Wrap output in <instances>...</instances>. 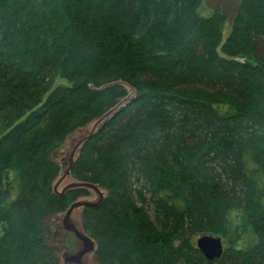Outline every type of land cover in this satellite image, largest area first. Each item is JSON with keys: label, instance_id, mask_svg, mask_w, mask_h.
Returning a JSON list of instances; mask_svg holds the SVG:
<instances>
[{"label": "trees", "instance_id": "trees-1", "mask_svg": "<svg viewBox=\"0 0 264 264\" xmlns=\"http://www.w3.org/2000/svg\"><path fill=\"white\" fill-rule=\"evenodd\" d=\"M202 5L0 0V264H61L52 219L89 191L53 189L58 151L129 96L119 81L134 95L71 168L107 190L81 212L95 264H264V0L241 1L231 59ZM233 210L253 239L209 260L194 239L226 238Z\"/></svg>", "mask_w": 264, "mask_h": 264}, {"label": "rangeland", "instance_id": "rangeland-1", "mask_svg": "<svg viewBox=\"0 0 264 264\" xmlns=\"http://www.w3.org/2000/svg\"><path fill=\"white\" fill-rule=\"evenodd\" d=\"M201 12L204 15L212 16L213 14L212 10L207 8L205 5H202ZM212 26L214 37L216 40L220 41L223 33V24L215 22ZM248 60L254 62L250 58ZM92 127L93 124L83 129H76L70 133L65 140L64 146L58 151L57 160L60 163L61 169L58 176L53 181V188L58 192H61L73 183L78 182V180L72 176L69 165L72 159L77 156L83 138L88 134ZM86 189L89 191V193L85 196L79 197L76 200L80 203L79 205H75L73 207L69 206L64 212L58 213L57 218L52 219L57 231L54 232L52 237L53 241L51 243L56 246L57 253L62 264H71L73 262V258L89 244L84 242L76 235L74 231L69 229L70 227H73L74 229L81 232L83 236H87L83 231L81 223V212L84 205L83 202L89 200H98L101 195H104L105 193V190L96 184L89 185L86 187ZM229 219V234L226 238L221 237L224 247L230 244L236 246L243 245L253 239L252 230L241 212L237 210L231 211L229 214ZM196 238L194 240H197ZM80 261L82 264H95L94 251L91 250L85 253L81 257Z\"/></svg>", "mask_w": 264, "mask_h": 264}, {"label": "water", "instance_id": "water-1", "mask_svg": "<svg viewBox=\"0 0 264 264\" xmlns=\"http://www.w3.org/2000/svg\"><path fill=\"white\" fill-rule=\"evenodd\" d=\"M206 4L208 6H210L213 9H216L218 7L221 8V12L227 17L228 19V26L224 31V36H223V43L225 42L226 38L228 37V35L230 34L231 31V27L233 22L235 21V18L240 10V6H241V0H206ZM222 56L226 57L224 54H221ZM89 137H91V135L89 134L87 137L83 138L82 143L87 140ZM80 145V146H81ZM77 157V156H76ZM76 157L74 159H72L69 167L72 168ZM89 185H95L93 183L90 182H85V181H78L73 183L72 185L68 186L67 188H65V190L59 192V193H64V191H66L67 189L73 188V187H81V188H86ZM105 196L101 195V197L98 199V201H84L83 202V207L86 205H97ZM80 203L77 201H74L70 207H73L75 205H79ZM69 229H71L72 231H74L76 233V235L82 239L84 242L89 243L88 246H85V248L78 253L74 258H73V262L72 263H78V264H82L80 259L81 257L87 253L88 251H95L96 249V243L95 241L89 236L87 235V233L84 231V233L87 236H83L81 234V232H79L78 230L74 229L73 227H70ZM197 244L199 245V247L201 248V250L204 252V254L210 258V259H214V258H220L222 256L223 253V241L221 236L219 235H214V234H204L201 235L198 240H197Z\"/></svg>", "mask_w": 264, "mask_h": 264}, {"label": "bare ground", "instance_id": "bare-ground-1", "mask_svg": "<svg viewBox=\"0 0 264 264\" xmlns=\"http://www.w3.org/2000/svg\"><path fill=\"white\" fill-rule=\"evenodd\" d=\"M242 1V0H241ZM204 5L207 7V8H209V9H211V10H219L220 11V14L222 15V16H224L225 17V19H226V24H225V27H224V30H223V33H222V41H221V43H220V45H219V47H218V51L220 52V54H224V53H222V51H221V48H222V46H223V44L226 42V40H227V38H226V40H225V42L223 43V36H224V31H225V29L227 28V26H228V19H227V17L221 12V8L220 7H218V8H216V9H213V8H211L210 6H208L207 4H206V0H204ZM241 7V6H240ZM240 11V10H239ZM239 13V12H238ZM229 36V35H228ZM225 55V54H224ZM222 56V55H221ZM226 57L225 58H230L231 59V57H229V56H227V55H225ZM224 57V56H223ZM236 59H239V58H236ZM119 83H121V84H124L126 87H127V89L129 90V96H127L126 98H124V99H122L121 100V102L116 106V107H114V108H112L111 110H109L108 112H106L103 116H101L100 118H98V119H96V120H94V121H92V122H90L89 124H87L86 126H84V127H80L79 129H83V128H85V127H87V126H89V125H92L93 124V127L89 130V132H88V134L87 135H85V137H87L89 134L91 135V136H93L94 135V133H96L97 131H98V129H99V127H100V125L102 124V122L104 121V119L106 118V117H108L115 109H117L121 104H124L125 102H127V100H129V97L130 96H132V95H134V93H135V89L134 88H132L129 84H127V83H124V82H121V81H119ZM84 137V138H85ZM90 138V137H89ZM88 138V139H89ZM59 162V161H58ZM59 165H60V163H59ZM73 188H76V187H73ZM54 189V188H53ZM55 190V189H54ZM105 190V194L107 193V190L106 189H104ZM57 193H59L57 190H55ZM95 201H98V200H95ZM89 202H92V200H89ZM101 202V201H100ZM89 206H93V205H89ZM58 217V214L56 215V218ZM56 228V227H55ZM88 235V234H87ZM90 236V235H89ZM91 237V236H90ZM200 237V236H199ZM199 237H197L196 239L198 240V238ZM92 238V237H91ZM93 239V238H92ZM94 240V239H93ZM197 240H196V246L199 248V250L204 254V252L201 250V248L199 247V245L197 244ZM95 241V240H94ZM96 243V242H95ZM225 248V247H224ZM223 252H224V249H223ZM223 254V253H222ZM205 255V254H204ZM206 256V255H205ZM207 257V256H206ZM208 258V257H207ZM209 260H214V259H219V258H214V259H210V258H208ZM60 262H61V259H60ZM61 264H62V262H61ZM71 264H78V263H71Z\"/></svg>", "mask_w": 264, "mask_h": 264}]
</instances>
